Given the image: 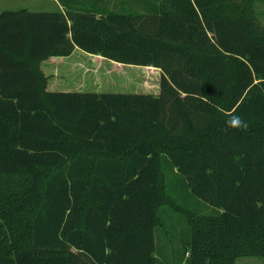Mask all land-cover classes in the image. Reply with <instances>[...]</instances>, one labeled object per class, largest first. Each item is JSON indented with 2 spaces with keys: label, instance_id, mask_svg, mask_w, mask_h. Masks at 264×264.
I'll return each mask as SVG.
<instances>
[{
  "label": "trees",
  "instance_id": "trees-1",
  "mask_svg": "<svg viewBox=\"0 0 264 264\" xmlns=\"http://www.w3.org/2000/svg\"><path fill=\"white\" fill-rule=\"evenodd\" d=\"M57 1L0 11V264L264 257V0ZM76 49L157 68L160 91L49 89Z\"/></svg>",
  "mask_w": 264,
  "mask_h": 264
},
{
  "label": "rangeland",
  "instance_id": "rangeland-1",
  "mask_svg": "<svg viewBox=\"0 0 264 264\" xmlns=\"http://www.w3.org/2000/svg\"><path fill=\"white\" fill-rule=\"evenodd\" d=\"M27 7L33 10H57L56 0H0V11L4 9H18ZM258 17L264 24V12H258ZM43 69L50 75L49 89L51 90H83L97 92H132L154 93L160 91L159 69L148 68L139 65H122L99 55H92L81 49H76L70 57H58L43 64ZM169 183L173 182V174ZM177 191V188H173ZM184 203L186 197L180 199ZM188 205L197 208L190 200ZM213 206L203 203L198 209L204 212H212ZM163 210V211H162ZM160 214L165 221L164 226L157 228L163 231L161 235L156 233V241L160 250H166V244H170L171 252L175 256L183 252L184 245L181 230L185 227L184 215L172 210L168 206L161 207ZM159 249V248H158ZM172 260L175 259L172 257ZM236 264H264V257L243 256L236 260Z\"/></svg>",
  "mask_w": 264,
  "mask_h": 264
},
{
  "label": "clouds",
  "instance_id": "clouds-1",
  "mask_svg": "<svg viewBox=\"0 0 264 264\" xmlns=\"http://www.w3.org/2000/svg\"><path fill=\"white\" fill-rule=\"evenodd\" d=\"M227 124L231 129H246L248 127L247 123L238 115H230Z\"/></svg>",
  "mask_w": 264,
  "mask_h": 264
},
{
  "label": "crops",
  "instance_id": "crops-1",
  "mask_svg": "<svg viewBox=\"0 0 264 264\" xmlns=\"http://www.w3.org/2000/svg\"><path fill=\"white\" fill-rule=\"evenodd\" d=\"M57 1V0H56ZM58 2V1H57ZM60 5H59V3H58V7H59ZM59 8H61V6L59 7Z\"/></svg>",
  "mask_w": 264,
  "mask_h": 264
}]
</instances>
